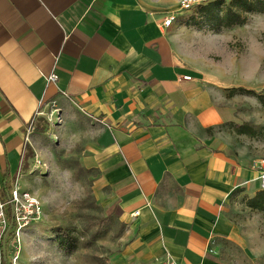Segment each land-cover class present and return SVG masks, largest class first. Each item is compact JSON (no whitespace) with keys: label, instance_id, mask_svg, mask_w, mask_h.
<instances>
[{"label":"crops","instance_id":"crops-1","mask_svg":"<svg viewBox=\"0 0 264 264\" xmlns=\"http://www.w3.org/2000/svg\"><path fill=\"white\" fill-rule=\"evenodd\" d=\"M168 1L0 0V191L32 190L27 131L55 103L69 123L92 119V161L136 231L135 262L212 264V242L238 231L223 219L232 195L261 190L263 154L244 126L228 130V87L197 70Z\"/></svg>","mask_w":264,"mask_h":264},{"label":"rangeland","instance_id":"rangeland-1","mask_svg":"<svg viewBox=\"0 0 264 264\" xmlns=\"http://www.w3.org/2000/svg\"><path fill=\"white\" fill-rule=\"evenodd\" d=\"M171 1L180 7L181 0ZM214 1H223V13L235 2L198 0L192 10L180 9L178 22L187 29V51L197 70L228 87L229 106L238 115L228 130L235 133L238 122L253 133L263 159L264 104L258 96L264 97V13L247 14L244 24L224 27L206 22L200 13L198 5ZM239 88L253 93L231 94ZM82 115H74L70 123L66 118L53 122L42 118L39 127L45 132L34 130L38 142L33 148L30 192L41 199L44 213L24 231L15 264H142L129 251L136 231L124 220L112 189L101 181L92 161L95 129L92 119ZM249 198L240 191L232 195L223 219L238 231L212 242L208 251L212 264H264V214L247 207ZM60 230L73 237L74 251L60 249ZM10 250L8 246V264Z\"/></svg>","mask_w":264,"mask_h":264},{"label":"built area","instance_id":"built-area-1","mask_svg":"<svg viewBox=\"0 0 264 264\" xmlns=\"http://www.w3.org/2000/svg\"><path fill=\"white\" fill-rule=\"evenodd\" d=\"M197 4H199L198 0H181L180 9L182 11H190ZM175 20L176 16L170 15L165 20L164 25L170 27ZM184 79L190 80L191 77L187 76ZM55 80L56 76L49 78L50 82H54ZM51 109L52 111L48 113V120L53 122L55 118L61 121V111L56 107L55 103L51 105ZM41 114V112H38L37 116ZM34 125V122H32L28 128V140L30 135L34 133ZM257 171L261 190H264V158L260 160ZM43 213L44 209L41 199L24 190L18 180L13 183L6 194L0 191V264H8V246L11 247V264H15L18 261L21 248L20 242L24 231L39 222L42 219ZM162 264L179 263L173 259H167Z\"/></svg>","mask_w":264,"mask_h":264},{"label":"trees","instance_id":"trees-1","mask_svg":"<svg viewBox=\"0 0 264 264\" xmlns=\"http://www.w3.org/2000/svg\"><path fill=\"white\" fill-rule=\"evenodd\" d=\"M223 1L210 2L204 6L199 5L200 13L204 14V19L208 23H219L224 27H232L235 24H244L247 20L246 15L251 13H264V0H235L232 5H228L227 10L223 13L221 5ZM201 6V7H200ZM238 9H233V7ZM243 15H245L243 17ZM231 94L253 93L243 88L232 89ZM258 96V95H257ZM260 101L264 104V97L258 96ZM39 133H44L45 129L39 127ZM33 156V153H32ZM247 207L252 211H257L264 214V190L258 191L255 196L247 200ZM58 243L60 249L66 252H72L75 249V242L73 237L66 231H58Z\"/></svg>","mask_w":264,"mask_h":264}]
</instances>
